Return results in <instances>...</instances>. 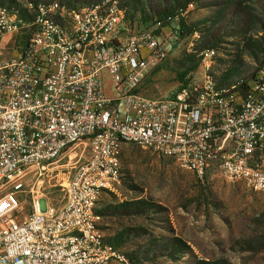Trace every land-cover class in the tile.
I'll return each instance as SVG.
<instances>
[{
  "label": "built area",
  "instance_id": "2783aa9c",
  "mask_svg": "<svg viewBox=\"0 0 264 264\" xmlns=\"http://www.w3.org/2000/svg\"><path fill=\"white\" fill-rule=\"evenodd\" d=\"M24 8L0 6L3 50L15 37L0 60V264H119L95 207L117 181L126 143L201 182L215 168L264 194V65L249 83L224 87L215 50H204L196 83L170 99L147 98L137 89L175 44L170 25L132 30L118 0ZM105 81L116 97L105 96ZM77 145L89 156L59 184L63 202L49 205L31 188L23 214L22 178L45 174Z\"/></svg>",
  "mask_w": 264,
  "mask_h": 264
},
{
  "label": "rangeland",
  "instance_id": "374dc122",
  "mask_svg": "<svg viewBox=\"0 0 264 264\" xmlns=\"http://www.w3.org/2000/svg\"><path fill=\"white\" fill-rule=\"evenodd\" d=\"M53 1L75 6L100 0H0V6L23 13L27 2ZM118 2L132 30L164 11L172 16L167 23L172 30H180L167 58L141 80L137 92L143 97L170 99L196 83L204 50H215L213 72L224 87L249 83L264 65V0ZM14 38L4 50L1 42L0 60L11 55ZM104 91L117 96L108 81ZM88 156L77 145L45 174L24 176L16 193L22 213L31 210V188L43 202L59 206L64 199L59 184ZM118 159L117 181L100 194L95 213L100 235L123 257L119 264H264V194L227 182L215 168L201 182L134 144L121 145Z\"/></svg>",
  "mask_w": 264,
  "mask_h": 264
},
{
  "label": "trees",
  "instance_id": "16d2710c",
  "mask_svg": "<svg viewBox=\"0 0 264 264\" xmlns=\"http://www.w3.org/2000/svg\"><path fill=\"white\" fill-rule=\"evenodd\" d=\"M32 3V2H31ZM171 18H172V16L169 14L168 15V13H166L165 11L164 12H162V13H157L156 14V16H155V18L153 19V22L156 20V21H161V22H163L164 24L166 23H168V21L169 20H171ZM152 22V23H153ZM152 23H150L149 24V22H147V21H145V25H144V27H142V28H145V27H148V26H150V25H152ZM128 25H129V22H128ZM129 27H130V25H129ZM181 28H182V26H180ZM141 28V29H142ZM141 29H139V30H141ZM175 33V35H176V38L180 35V30L178 31V32H174ZM177 41V40H176ZM184 88H187V87H183V88H181L180 90H182V89H184ZM179 90V91H180ZM178 91V92H179ZM177 92V93H178Z\"/></svg>",
  "mask_w": 264,
  "mask_h": 264
}]
</instances>
